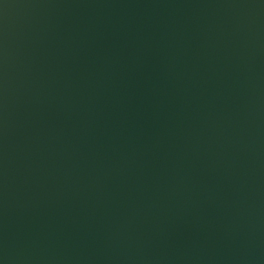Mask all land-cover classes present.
I'll return each instance as SVG.
<instances>
[{
    "label": "water",
    "instance_id": "water-1",
    "mask_svg": "<svg viewBox=\"0 0 264 264\" xmlns=\"http://www.w3.org/2000/svg\"><path fill=\"white\" fill-rule=\"evenodd\" d=\"M0 264H264V0H0Z\"/></svg>",
    "mask_w": 264,
    "mask_h": 264
}]
</instances>
